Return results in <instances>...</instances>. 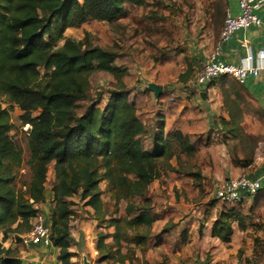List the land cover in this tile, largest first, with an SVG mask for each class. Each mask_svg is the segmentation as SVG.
<instances>
[{
    "label": "trees",
    "instance_id": "trees-1",
    "mask_svg": "<svg viewBox=\"0 0 264 264\" xmlns=\"http://www.w3.org/2000/svg\"><path fill=\"white\" fill-rule=\"evenodd\" d=\"M150 1L0 0V100L7 104L3 107L0 101L3 241L13 235L21 242L20 237L31 230L46 200L49 173L50 240L58 249L60 264H72L69 223L73 203L69 199L73 196L92 210L91 218L99 226L113 229L97 234L96 263L114 258L124 263L134 257L132 246L141 252L151 246L149 186L160 177L161 163L178 178L184 177L170 162L181 155L191 157L194 143L181 131L166 134L161 120L148 135L138 112L142 97L136 101L134 89L127 87L130 73L116 63L117 54L90 42L87 33L82 40L65 35L68 29L90 21L113 23L124 16L126 7H144ZM98 72L108 74L114 86L102 107L91 104L77 113L79 103L89 97L90 77ZM13 107L21 113V125L29 126L25 131L27 175L22 174L23 153L10 135ZM104 193L108 194L107 205ZM122 201L126 205L119 215ZM241 218L235 209H222L211 226L212 235L228 242L232 222L240 224ZM19 255L17 247L0 244V264H22Z\"/></svg>",
    "mask_w": 264,
    "mask_h": 264
},
{
    "label": "rangeland",
    "instance_id": "rangeland-1",
    "mask_svg": "<svg viewBox=\"0 0 264 264\" xmlns=\"http://www.w3.org/2000/svg\"><path fill=\"white\" fill-rule=\"evenodd\" d=\"M226 3L227 0H151L144 7H126L124 16L113 23L90 21L65 33L76 40H82L87 33L90 42L117 54L116 63L126 66L130 73L126 78L127 87L134 89L136 101L142 97V101L137 102L138 112L148 135L159 127L161 122L158 120H161L166 134L181 131L195 148L191 157L181 155L170 162L186 176L178 178L180 175L167 171L161 163L160 177L149 186L147 196L153 218L151 246L144 252L132 246L134 257L124 263L116 262L117 258H114L99 264H197L201 257L207 258L208 253L205 252V256L193 248L196 244L192 240L187 244L182 238L183 230L178 228L185 227L188 238L201 239L212 224L214 210L220 212L222 209L239 211L242 215L240 226L252 228L246 234L253 243L246 264L261 261L264 200H258L256 207L247 203L227 206L218 202L214 193L225 166L229 165L231 171L251 175L264 170V114L246 90L230 76L215 80L210 87L209 103L214 108L203 102L192 85L198 70L193 57L206 49V43L221 28ZM40 72L44 78L45 72L42 69ZM180 75H183V81ZM150 84L161 87L157 97L147 90ZM90 85L89 97L79 103L77 113H82L91 104L102 107L114 82L108 74L98 72L90 77ZM0 101L3 107L7 106L4 99ZM20 115L17 108H11L10 120L14 128L10 135L23 153L22 174L27 175L29 151ZM188 173L199 176L195 178ZM47 178L50 187L52 178L49 173ZM103 184L100 185L102 188ZM256 194L250 197V202ZM102 199L106 205L110 203L107 193ZM69 201L73 203L69 223L70 262L98 264L97 234L113 229L91 224L92 210L85 207L78 196ZM125 205L126 202H120L119 215H123ZM188 231L192 232L188 234ZM154 236L158 237V242H153ZM8 238L13 247L23 251L19 256L23 257L24 264L39 262L41 258L35 262L33 256L26 255L30 246L22 245L13 235ZM176 239H181L178 244ZM106 242L112 243L111 239ZM245 251L247 245L240 248L237 257Z\"/></svg>",
    "mask_w": 264,
    "mask_h": 264
},
{
    "label": "crops",
    "instance_id": "crops-1",
    "mask_svg": "<svg viewBox=\"0 0 264 264\" xmlns=\"http://www.w3.org/2000/svg\"><path fill=\"white\" fill-rule=\"evenodd\" d=\"M250 4L252 6V12L261 21V25L259 27L252 26L247 31V35L251 38L250 50L253 54H255L257 51L260 50L264 51V0H250ZM227 11L230 12L232 15L237 14V7L234 0H227L225 12ZM220 29L213 36V38L209 39V42L206 43V49L194 55L193 58L196 61V64H198L197 65L198 69L201 63L206 59L208 54L212 51L217 41V37ZM245 36H246V32L239 30L234 34V36L231 39H229L227 42L222 44V56H221L222 60L229 63L239 64L241 60L245 58L246 50L241 46V41ZM255 64H259L262 67V70L260 71L257 77H251L247 79L242 87L246 90L249 96L254 100L257 107L264 114V60L259 62L255 61ZM211 89H209L208 92L201 94H199L198 89H196L197 93L199 94V96H201V99L205 104H210L209 102H210ZM210 108H214L212 104H210ZM228 166L224 167L225 169L222 174L223 176L219 178V181L215 186H217L218 188L226 180L241 175L249 177L251 179H258L260 182V189L257 192L256 196H254L253 202H250V197H249V198H244L241 202L238 203V205H241L242 203L245 204L247 203L250 206L256 207L257 202H259L260 200H264V170L257 171L256 173L251 175L248 173L245 174V173H238L236 171H231L228 168ZM103 186L105 185L103 184ZM102 189H104V187ZM151 189H153V185ZM45 198L46 200L44 203L40 204L39 210L44 214L45 223L49 225V215L51 209V205L49 201H51L52 199V193L49 186H47L45 189ZM219 213L220 212H217V210H214L212 224L217 219ZM262 214H263L262 220L264 222V211H262ZM90 223L97 224V222L93 218H91ZM212 224L209 225V227L203 232V236L201 237V239L193 238L191 236H189L188 238V236H186L185 227L178 228L180 230H183L182 238L183 240L186 241L187 244L189 240H192V242L196 244L193 248L198 249V251H200L201 254L205 252L208 253L207 258L203 259L201 257V259L198 261L197 264H246V258L249 257L253 245L252 241H250L249 238H247L246 234L252 228L250 227L244 228L240 226L238 221H233L231 224L232 234L228 238V242H223L218 237L212 235L211 233ZM190 232L188 231L187 233L190 234ZM109 233H111V231H109ZM164 236L166 237L167 234H164ZM180 240L176 239L175 243L178 244V241L180 242ZM0 244H2V246L5 248L13 247L12 242L9 238L3 241V235L1 232H0ZM243 245H247V251H245L242 256L238 255L237 257V252L240 250V248ZM18 250L20 253H23V251L20 250V248H18ZM176 253L177 255H180V253L178 252ZM26 255L33 256L34 258L32 260L35 262L36 260H39V258H41L38 263H27V264H43V262L45 264H60L57 260L58 249H56L52 245L47 248L42 246H30L29 250L26 251ZM22 259L23 257L21 258V261ZM178 259H180V257ZM181 259L184 260L183 257H181ZM22 264H24L23 261Z\"/></svg>",
    "mask_w": 264,
    "mask_h": 264
},
{
    "label": "built area",
    "instance_id": "built-area-1",
    "mask_svg": "<svg viewBox=\"0 0 264 264\" xmlns=\"http://www.w3.org/2000/svg\"><path fill=\"white\" fill-rule=\"evenodd\" d=\"M234 1L237 14L232 15L228 11L225 12L217 41L195 74L192 85L198 89L199 94L208 92L210 84L220 77L230 76L237 84L243 86L247 79L257 77L262 70V67L255 64V61L264 60V51L260 50L253 54L250 50L251 38L247 35L248 29L252 26L259 27L261 21L252 12L250 0ZM239 30L246 32V36L241 41V46L246 50V56L239 64L226 62L221 58L222 44L231 39ZM24 128L27 131L29 126L26 125ZM259 189L258 179L241 175L222 183L216 189L214 198L221 204L233 206L244 198L255 195ZM21 243L24 246H51L50 227L45 223V217L41 211L34 218L31 230L21 236ZM258 264H264V252Z\"/></svg>",
    "mask_w": 264,
    "mask_h": 264
},
{
    "label": "water",
    "instance_id": "water-1",
    "mask_svg": "<svg viewBox=\"0 0 264 264\" xmlns=\"http://www.w3.org/2000/svg\"><path fill=\"white\" fill-rule=\"evenodd\" d=\"M147 90L151 91L155 97H157L161 92V87L155 84H150L147 86Z\"/></svg>",
    "mask_w": 264,
    "mask_h": 264
}]
</instances>
